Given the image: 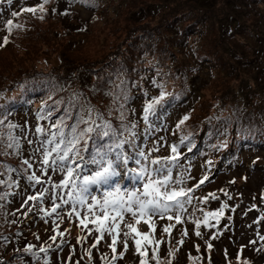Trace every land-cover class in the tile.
Returning <instances> with one entry per match:
<instances>
[{
	"label": "rangeland",
	"instance_id": "rangeland-1",
	"mask_svg": "<svg viewBox=\"0 0 264 264\" xmlns=\"http://www.w3.org/2000/svg\"><path fill=\"white\" fill-rule=\"evenodd\" d=\"M124 1L128 3L124 4V8L119 17H115L113 10L117 11V7ZM137 1L144 4L145 2L154 0ZM90 3L92 5L91 8L86 7L90 5ZM40 4H43V12H40L39 9H37L35 14L22 11L24 8L36 7ZM85 4L87 5L83 6L78 3L71 5V2H69L65 10V13L70 14L68 19H66V17H63L64 19L61 18L50 9L51 7L61 8V4H54L52 2L44 3V0H18L15 6H12V10L20 13L16 17L11 16L13 11H10V7H6L2 10L0 9V43H2L5 35L9 37V43L0 47V75H2L0 77L4 76V78L9 80L11 77L21 76L25 73L35 75L46 73L50 75V77H39L41 81L37 82L34 80V82L30 84L22 83V85L17 86L26 88L22 89L23 99L30 97L35 99L34 96L36 94L45 96L34 102L35 108H33V111H35V109L42 110V106H44V110L47 111V102H50V100L54 98L55 94L52 92L51 88L56 81V77L51 74V72H63L66 69V63L64 64L62 58L57 55H60L63 49H69V51L66 52L68 58L63 57V59L64 61L70 60V65L67 64V67L69 65L75 70L73 66L83 64V62L86 61L91 62L104 56L108 52V54H110L113 44L114 47H116L121 39L122 29H124V26L126 27V24L132 21L127 13L129 7L138 6L134 5V0H85ZM184 6V9L187 11H190V8L195 9V7L189 3L187 4V2H185ZM107 7H110V10L106 17L112 21L109 22L108 25L103 23L104 21L99 16L102 11L104 12H102L103 14L101 16H104V13L106 15L105 10ZM219 7L220 0H217L215 8ZM260 11L264 13V7H261ZM214 12L218 14L219 10ZM252 13V17L246 23L252 22L253 19L256 20L258 18L264 22V15L259 16L256 8L252 9ZM212 15L213 14L210 16ZM41 16L43 18H41ZM8 19H12L14 25H21L22 27L14 26L11 34H9L5 28V23ZM186 20L183 23L184 25L186 24ZM157 22L158 20L154 19V26ZM132 24L134 25L135 23L132 22ZM67 26L71 28L75 27V31L72 29V36L61 35L60 32L62 27ZM237 30L239 33L241 32L239 29ZM104 31L106 33H104ZM233 32L235 33L237 31L233 30ZM217 34L218 23L211 21L209 27L206 28L202 36L191 37V40L197 42L198 45L202 44L199 51L205 49L206 51L212 52V54H196L194 57L195 59L198 57H207L208 60H217V55L215 54V45L218 46L216 42L217 39H215ZM71 42L74 43L72 44ZM235 42H239L236 40V36H230L225 39L224 45L231 48L234 52L246 55L247 52L243 51V49L238 50L237 47L240 46L236 45ZM74 44H77V46L75 47ZM160 46L161 45H158L157 48ZM217 51H219V49H217ZM46 58L49 60L48 64L43 65L45 62L44 59ZM61 62L63 63L61 64ZM207 63L211 64V62ZM194 68L196 69V66H194ZM247 69L248 71L252 70L251 67ZM242 70L248 72L245 70V67H243ZM75 71L77 72V70ZM226 71V68L221 66L218 62L209 70L214 79L208 82L207 78L205 81L207 84L201 85V99L194 105L193 115L198 114V111L202 109L204 105L208 104V100L213 98L217 99L223 95L232 98V96H230L232 95L230 90L237 80L234 75H229V72L227 71V73ZM72 73L74 74L73 70ZM249 74L251 77L256 75L254 73ZM147 81L148 83L146 84L148 85H146V87L148 89L151 88L152 91L157 94L160 92V88H158L157 85H163L164 90L171 94L168 96L169 99L173 98L172 95H176L174 97H177L184 91V88L179 87V82H174L165 78L161 79L160 76H154L153 78L149 77ZM153 81H155L157 87L155 89L150 85L154 84ZM39 82L46 86L41 85ZM187 84H189L188 81ZM144 85L145 84L141 86ZM228 87L229 89H227ZM12 91L16 93L18 90L13 89ZM47 91H49L48 94L46 93ZM10 93L11 92L7 95ZM66 96L67 95L64 94L61 103L55 104V106L59 108V111H54V114L58 115V117L65 115L66 108H70L72 115H76L73 103L66 99ZM15 100L19 102L18 98ZM179 100L181 99L179 98ZM51 104H53V102H51ZM78 105L79 109L84 103H78ZM110 111L113 114L115 109L112 107L109 110L104 109L101 112L107 116ZM179 113L180 111H178V109L175 111L171 110L150 126H147L146 123L142 127L136 126L134 131L137 133V145L142 147L145 152H150L153 147H159L160 151L150 152L152 156L169 155V146L173 139L179 137V131H183L184 134L187 135L192 130L186 121L179 129L176 128L177 123L182 119L178 120ZM32 117H34V115ZM32 117L27 116L23 129L20 130L21 136L19 142L23 146V151L30 152V154L25 153V156H32L33 149L37 147L38 140L41 139V137L36 135L33 129L30 120ZM0 119H4V116H0ZM49 120L52 124L54 123L52 117ZM19 122L20 119L10 121L7 118L4 120V125H0V132H3L0 133V137H2L4 143L7 142V135L9 132L7 125L9 123L16 125L15 128L11 129L14 135V131L22 125V123ZM69 123H71V121H69ZM221 129L222 126L216 129H207L200 133L198 135V140L202 141L201 144L198 145V140H196L193 143L195 146L192 147L191 151H188L186 154H181L179 167L173 170L176 176L182 174L186 186L193 189L191 195L194 199L188 208L189 212H192L194 209L196 211L191 218H185L184 224L177 225L172 229L171 236L164 233L162 229L165 225L175 223V221L156 220V239L162 241L158 256L159 258L163 255L170 257L168 261L169 264H207L208 261L213 259L214 261H223L224 263L231 260L236 264H243L244 261H247L248 264H251L252 261L256 263L262 262V264H264V240L261 239V237L264 236V219H262V217H264V143H260L262 141L255 139L252 135L240 137L243 133L236 134L235 138H231L230 135H227L230 128L222 132ZM169 131L173 132L170 134ZM23 138L27 140L26 143H23ZM28 140H32L33 143L29 144ZM0 145H2L1 148H3L4 144L0 143ZM255 147L258 148L255 149ZM182 148L183 147L179 146L180 153ZM193 150L197 152V156L195 154L193 155ZM7 151L9 154L5 156L10 159V156L15 154L16 149L12 148ZM39 155L40 154L37 153L36 156L32 158L34 170L38 166H41ZM85 156H87V154H85ZM2 161H7V158L1 156L0 164H2ZM208 161H211V163L209 164ZM129 167L137 166L130 163ZM121 171L123 172L124 169H121ZM0 172L4 173L2 177L6 180L8 178V172L5 168L0 166ZM52 176L53 182H58L60 177L55 173H53ZM205 176H207L208 179L204 184L200 185L198 188L195 187ZM127 178L128 177L125 176L120 179L122 186L127 182ZM42 179H46V177H42ZM128 180L129 182L126 186L131 188L133 186V181L129 178ZM43 187L51 188V184H45ZM37 189H34V192L37 191ZM102 192L103 189H98L94 190L93 194L100 196ZM32 193L33 189H26L25 192L22 193L23 195L19 196L17 203L14 204L13 202L14 205H9L12 206L11 209H14L13 212L16 214L20 215L26 212L31 206L38 215L37 217L39 219L34 222L29 221L30 216L28 214L25 216L23 215L25 217L23 221L27 222L22 231V236L27 238L25 240L26 246L34 245L40 249L41 247L51 245L53 241L50 237L56 235V232L53 230L56 225L53 221L59 223V231L64 232L65 229H70V231H66L63 237L59 236V239H56L55 242H57V245H61L62 247L60 246L55 249L49 256L47 254L46 258L41 256H39L38 260L33 258V261L31 260L29 264H44L45 260L48 261V264H77V262L78 264H88V262L98 263L99 261L103 264H107V260H110L112 256L111 249L108 247V244L111 242L110 238L106 236L105 240H102L100 244L92 248V256L89 258L86 254V249L95 242L94 236L97 234L93 233L92 236H88L87 230L82 232L81 228L76 226L79 224V220L75 216L71 218V221L66 217L62 223H60L55 214L51 217L45 216L44 213L40 211V208L44 207L50 210V201H45L43 205L29 201L28 204L25 205L24 201L27 199V196L32 195ZM209 193H215L218 199L209 198L206 203L203 202V198L207 197ZM225 193H227V195H225ZM229 197H231V199ZM223 204H227L228 207L224 209L223 215L218 217V223L217 219L209 220V224L213 225L212 227H206L201 223L199 229L201 236L197 237L195 235V224L192 221L196 218H201L202 220V212L199 211V209H203L204 211H217ZM253 205H255V207H253ZM16 208L20 209L19 211L21 212H16ZM233 209L235 210L233 211ZM0 216V223H3L4 227H7L5 214L0 213ZM89 227H92V225L89 224ZM185 229L188 235L182 236V232ZM141 230L148 231L147 227L143 225H141ZM81 236H87V240H85L87 241L85 243V249L77 246V238ZM37 237H39V239H37ZM63 238L65 239L63 240ZM68 240L72 245L67 244ZM181 240H183V243H178V241ZM250 241H255V243H250ZM208 244L212 245L210 249L208 248ZM196 245H199V251H197ZM22 246L19 245L18 248ZM121 250L122 245L118 244L117 251L119 252ZM170 250L174 253L172 256L167 254ZM137 255L138 254L135 253L132 246V242L129 241V251L123 258H118L114 261L113 264H139L140 257ZM102 257H106L107 259H102ZM148 259L149 264H157L156 260L151 259V249H149Z\"/></svg>",
	"mask_w": 264,
	"mask_h": 264
},
{
	"label": "trees",
	"instance_id": "trees-1",
	"mask_svg": "<svg viewBox=\"0 0 264 264\" xmlns=\"http://www.w3.org/2000/svg\"><path fill=\"white\" fill-rule=\"evenodd\" d=\"M17 1L12 0L9 4L8 0H3L0 3V9L10 7V11H15L12 10V6H15ZM48 2L61 4V8H49L61 18L66 17V19L70 15L65 13L69 2H71V5L76 3L83 6L87 5L85 0H48ZM185 2L195 7V9L185 10ZM125 3L128 2L124 1L120 4L117 7V11L113 10L115 17H119L122 13ZM216 4L217 0H154L144 4L134 0V5L138 6L129 7L127 12L128 17L132 21L126 24V27L124 26L120 36L121 39L119 38L120 41L116 47L113 44L110 54L108 52L96 60L86 61L83 64L73 66L77 72L69 66L70 60L64 61L63 59V57L68 58L66 52L69 49H63L61 54L57 55L62 58L64 64L66 63V69L63 72H51L56 77V81L51 88L55 94V100L53 98L50 102H47L46 110L48 108L56 109L57 106L55 104L61 102L64 94H66V99L73 103L76 112L79 110L78 103H84L85 109L90 105L99 112L113 107L115 112L108 118L112 119L114 124H119L116 119L119 115L117 109L120 103H124L123 111L127 118L124 123L129 125L135 123L136 126L142 127L145 125L142 117L146 100L159 95L153 92L151 88L148 89L146 87L148 85L146 84L148 83L147 79L160 76L161 79L165 78L179 82V87L184 88V91L176 99L167 97V100L171 101V103L166 104L163 110L158 108L157 115L150 117V123L146 125H152L171 110L175 111L178 109L180 111L178 120L188 116L189 119L186 122L192 129L191 132L185 135L183 131H179V137L173 139L170 144L175 143L183 147L181 154H186L189 151L188 146L193 145L198 140L200 133L207 129H216L221 126V132L230 128L227 135H230L231 138H235L236 134L243 133L240 137L252 135L255 139L261 140L262 142L260 143H264V22L258 18L246 23L253 15L252 9L256 8L259 16L264 15L260 11V8L264 7V0H220L219 8H215ZM91 6L90 3L86 7L91 8ZM109 10L110 7H107L105 10L106 15L104 13V16H101L104 11L99 15L106 25L112 22L106 17ZM216 10H219L218 14H215L214 11ZM211 14L213 15L210 16ZM154 19L158 20L155 26ZM185 20L186 24L184 25ZM211 21L218 23V34L215 38L218 44V46L215 45L217 60L211 58H209L211 60H208L207 57L195 59L196 54H212V52L205 49L199 51L202 44L198 45L197 42L191 40V37L202 36ZM132 22L135 24L133 25ZM105 28L107 29V26ZM72 29L75 31V27H62L60 33L61 35L72 36ZM237 29L241 31V34ZM233 30L237 32L234 33ZM104 33L106 32L104 31ZM230 36H236V40L239 42H235V44L240 46L237 47L238 50L243 49V51L247 52L246 55L234 52L231 48L224 45L225 39ZM71 43L73 44L74 42ZM158 45L161 46L157 48ZM74 46L76 47L77 44H74ZM44 61L42 63L46 65L49 60L46 58ZM207 62H211V64ZM217 62L226 68L229 73L226 72L229 75L232 74L236 77L237 81L230 90L232 98L223 95L220 96L221 98L218 96L219 98L217 99L208 100V104L204 105L198 111V114L193 115V107L201 99V85L207 84L205 82L207 78L208 82L214 79L209 70ZM67 64H69L68 67ZM194 66H196V69ZM243 67H245L246 71H248V67H251L252 70L244 72L242 70ZM249 73L256 75L251 77ZM42 76L50 77L46 73L36 75L25 73L21 76L11 77L9 80L4 78V76L0 77V106H4L0 107V116H5L6 114L10 121L20 119L19 123H22V125L14 131V135L19 139L21 136L20 130L23 129L27 116L32 117L34 115L30 120L35 133L37 126L48 129L52 124L47 118L38 119V114L43 115L46 112L44 106L43 111L37 109L33 111V108H35L34 102L45 96L36 94L34 96L35 99L33 97L23 99L22 89L26 88L17 87L22 85V83L30 84L34 80L37 82L41 81L39 77ZM187 81L189 84H187ZM39 83L41 84V82ZM143 84L145 85L141 86ZM150 85L154 89L157 88L156 84ZM11 89L18 91L14 93ZM9 92L11 93L7 95ZM46 93L48 94L49 91ZM116 96H120V99L114 102ZM124 96L127 97V101H124ZM16 98H18L19 102L15 100ZM52 118L53 122L58 118L54 111ZM51 130L55 131L54 129ZM172 132L169 131L170 134ZM0 133L3 132L1 131ZM182 136H189V140L185 141L184 144L180 143ZM22 141L23 143L27 142L24 138ZM201 142V140H198L197 144L199 145ZM1 147L2 145H0ZM257 148L255 147V149ZM25 153L30 154V152L23 151V146L20 143L19 154H16L15 151V154L10 156L12 161L7 156L0 155V157L7 158V161H2L0 166L9 165L18 170L8 173L6 180L10 177L11 180L15 181L11 187L0 185V193H9L7 198L0 200V213L5 214L7 225V227H4V224L0 223L1 264H29L31 260L33 261L32 254L23 251L24 248L28 247L25 242L27 238L22 236L23 227L27 223L23 221V218H25V213H27L30 216L29 221L34 222L39 219L38 215L31 206L32 211L27 210L20 215L13 212L14 209L12 210V206H9L13 202L14 204L17 203L19 196L23 195L22 193L26 189H33L32 195H35L37 191L34 192V189L38 188L37 190H39L41 188V185L32 187L31 182L26 178L32 172L41 175L38 172L41 166L34 170L33 165L25 173L23 170L27 168V165H24L22 161L30 157L29 155L25 156ZM192 153L193 155H198L195 150ZM30 162L32 163V159ZM0 179L5 180L2 176H0ZM16 212L20 213L21 211ZM56 239H59V236ZM86 242L82 240L77 246L85 249ZM67 244L72 245L69 240ZM19 245L23 246L18 248ZM56 245L57 242L51 244V248L47 252L48 256L57 249ZM33 252L40 253L39 256L41 257H47V254L39 252V248L36 246L33 248ZM169 259L170 257L163 255L159 258V264H169ZM215 262L217 264H236L231 260L224 263L223 261H214V259L208 261L207 264H216ZM88 264L103 263L99 261L98 263L88 262ZM251 264H262V262L256 263L252 261Z\"/></svg>",
	"mask_w": 264,
	"mask_h": 264
},
{
	"label": "snow or ice",
	"instance_id": "snow-or-ice-1",
	"mask_svg": "<svg viewBox=\"0 0 264 264\" xmlns=\"http://www.w3.org/2000/svg\"><path fill=\"white\" fill-rule=\"evenodd\" d=\"M2 2L3 0H0V3ZM11 2L12 0H8L9 4ZM47 2L48 0H44V3ZM37 9L43 12V4L24 8L22 11L35 14ZM19 14L13 11L11 16L16 17ZM41 18L43 17L41 16ZM14 26L22 27L14 25L12 19H8L5 23L9 34ZM8 43L9 37L5 35L0 47ZM153 83L155 84V81ZM157 87L160 88L159 95L146 100L143 108L142 119L146 124L150 123V117L157 115L158 108L163 110L166 104L171 103L167 100L171 94L164 90L163 85H157ZM176 98L173 97V99ZM119 99L120 96H116L114 102ZM123 99L127 101L126 96ZM59 103L61 102H57V104ZM123 109L124 103H120L117 109L119 115L116 117L119 124H114L112 119L108 118L112 116L111 111L106 117L104 113L89 105L86 109L84 106H80L75 116L72 115L70 108H66L65 115L58 117L48 129L37 126L36 134L42 138L38 140L32 156L23 159L22 163L27 165V168L23 170L27 173L28 169L33 167L31 159L37 153L40 154L41 175L32 172L26 178L31 182L32 187L41 185V188L35 195H28L24 204L33 201L43 205L45 201H50V210L44 207L40 208L45 216L51 217L55 214L60 223L66 217L71 221V218L75 216L79 220V224L76 226L80 227L82 232L87 230L88 236L96 233L95 242L86 249L89 258L92 256L91 249L105 240L107 236L111 241L108 247L112 252L111 259L107 260V264H113L118 258L124 257L129 251V241L132 242L135 253L140 257L139 264H149V249H151V259L156 260L159 264L158 252L162 241L156 239V220L175 221V223L165 225L162 229L164 233L171 236L172 229L177 225L184 224L186 217L194 216L196 210L189 212L188 208L194 199L191 195L193 189L186 186L182 174L176 176L173 172L174 168L179 167L181 156L179 145H170V154L167 156H152L150 154V152L160 151L159 147H153L150 152H145L136 143L137 133L134 131L136 124L124 123L127 118ZM53 111H59V108H48L43 115L38 114V119H51ZM5 119H7L6 114L4 119H0V125H4ZM188 119V116H184L177 123L176 128L179 129ZM7 127L9 129L7 142L4 143L0 137V143L4 144L3 148H0V155H8L7 149L12 148H15L16 154H19V138L11 132V129L16 125L9 123ZM51 129H55V131ZM187 140H189V136H182L180 143L184 144ZM28 143L32 144L33 141L28 140ZM194 146H188V150L191 151ZM130 163L137 167H129ZM208 163L210 164L211 161ZM2 167L8 173L18 171L9 165ZM121 169L124 171L122 172ZM53 173L60 177L58 182H53ZM2 175L4 173L0 172V176ZM125 176L133 181L131 188L121 185L120 179ZM42 177H46V179H42ZM207 179L208 177L205 176L195 187H200ZM14 183L15 181L10 177L8 180L0 179V185L11 187ZM45 184H51V188L43 187ZM98 189H103L100 196L93 194L94 190ZM8 195L7 192L0 193V200H4ZM209 198L218 199L215 193H209L207 197L203 198V202L206 203ZM229 198L231 199V197ZM227 207V204H223L217 211L199 209L203 218L202 220L196 218L192 221L195 224V235L201 236L199 230L201 223L206 227L213 226L209 224L210 219H217L218 223V217L223 215L224 209ZM28 211H32V208L29 207ZM53 223L56 225L53 229L56 235L51 236L50 239L55 242L57 236L63 237L65 232L70 229H65L64 232L59 231V223L56 221ZM89 224L92 227H89ZM141 225L146 226L148 231H142ZM187 235L188 232L185 229L182 236ZM261 239L264 240V236ZM82 240H87V236L78 237L77 243ZM178 243L182 244L183 240ZM250 243L254 244L255 241H250ZM118 244L122 245V250L119 252L117 251ZM60 246L56 245L57 248ZM34 247V245H29L23 251L31 253L33 258L38 260L39 254L33 252ZM211 247L212 245L208 244V248ZM50 248L51 245L41 247L39 252L47 254ZM196 249L199 251V245H196ZM173 254L171 250L168 253L169 256ZM102 259L107 258L102 257ZM44 264H48V261L45 260ZM243 264H248V262L244 261Z\"/></svg>",
	"mask_w": 264,
	"mask_h": 264
}]
</instances>
